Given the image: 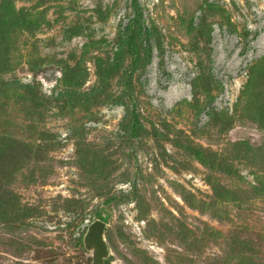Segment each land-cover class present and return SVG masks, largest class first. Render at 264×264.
I'll list each match as a JSON object with an SVG mask.
<instances>
[{
	"label": "rangeland",
	"instance_id": "rangeland-1",
	"mask_svg": "<svg viewBox=\"0 0 264 264\" xmlns=\"http://www.w3.org/2000/svg\"><path fill=\"white\" fill-rule=\"evenodd\" d=\"M36 2H14L39 27L13 32L1 78L48 99L36 126L53 147L0 186V264H90L82 237L94 219L104 223L103 264H236L245 247L264 264V199L248 190L264 182V157L245 159L235 145L257 146L264 133L244 117L219 124L264 58V0ZM58 58L79 86L63 84L49 61ZM39 59L31 74L27 62ZM19 114L13 136L28 140ZM186 143L230 173L201 165ZM210 181L252 198L215 200Z\"/></svg>",
	"mask_w": 264,
	"mask_h": 264
},
{
	"label": "trees",
	"instance_id": "trees-1",
	"mask_svg": "<svg viewBox=\"0 0 264 264\" xmlns=\"http://www.w3.org/2000/svg\"><path fill=\"white\" fill-rule=\"evenodd\" d=\"M15 1L22 0H0V186L2 183L11 182L15 173V169L21 168L25 163L31 160L40 161L44 153L52 149L51 139H47L46 131L38 128L44 115L45 107L48 106V99L39 93L37 87L33 86H16L13 83L3 81L1 76L12 70L10 63V52L16 50L14 45L16 38L12 37L13 32H25L28 36L33 34V31L39 27L36 13L32 14L31 8L15 7ZM33 1V5L37 4V0H23ZM39 1V0H38ZM31 37V36H30ZM85 47V45H84ZM85 51V50H84ZM82 51L81 56L84 54ZM79 59V58H78ZM45 60V59H44ZM44 60L39 59V62L28 61V71L35 74L40 68V62ZM57 65L61 76V81L68 88L77 87L81 83V75L68 74L69 66L66 60L60 58L56 60H49ZM100 77V72L96 74ZM69 76L70 78H68ZM8 84V85H7ZM202 89L197 88V91ZM204 91V90H202ZM195 93V92H194ZM188 104V103H186ZM80 105V104H79ZM18 112L22 122H25V129L28 140L15 138L13 136V129L17 128L14 122L13 110ZM264 110V58L252 63L247 69V77L235 104L233 105V115L227 117L219 114L221 125L225 129L231 127V123L236 118H247L250 122L256 124V127L263 130L264 133V119L260 113ZM214 115L211 116L210 121ZM242 145L241 153L243 157L254 158L257 154L261 158L264 157V140L257 146H250L247 143H235V145ZM186 154L193 159H196L201 165L221 171L224 174L230 173L229 169L221 166V161L214 156L215 152H210L200 146L186 143L182 146ZM33 162V161H32ZM257 176H263L264 165L259 168ZM262 173V174H261ZM254 184H249L248 190L251 189L254 198L260 197L264 199V182L261 178H257ZM210 190L215 200L227 199L230 201L244 202L252 198L247 194L248 190L240 188L223 187L219 182L210 181ZM224 190V192H223ZM188 195H183L181 198L187 206L201 209L204 205L201 200H195L194 196L187 192ZM226 196H224V194ZM250 196V197H249ZM25 210L30 211V208L25 207ZM29 215L27 212L24 217ZM22 223V222H21ZM251 248L245 247L241 254L237 256L236 264H259L255 257L256 253L251 251Z\"/></svg>",
	"mask_w": 264,
	"mask_h": 264
},
{
	"label": "water",
	"instance_id": "water-1",
	"mask_svg": "<svg viewBox=\"0 0 264 264\" xmlns=\"http://www.w3.org/2000/svg\"><path fill=\"white\" fill-rule=\"evenodd\" d=\"M103 228V221L94 219L87 225L83 234V245L91 250L90 264H103V259L107 256L108 251L102 236Z\"/></svg>",
	"mask_w": 264,
	"mask_h": 264
}]
</instances>
